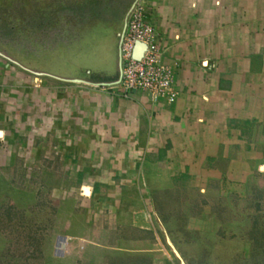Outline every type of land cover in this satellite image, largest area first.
Returning <instances> with one entry per match:
<instances>
[{"label":"crops","instance_id":"crops-1","mask_svg":"<svg viewBox=\"0 0 264 264\" xmlns=\"http://www.w3.org/2000/svg\"><path fill=\"white\" fill-rule=\"evenodd\" d=\"M142 2L157 19L175 101L51 80L37 87L0 58V158L7 148L13 163L26 147L35 163L39 147L56 144L60 177L80 180L85 202L129 231L121 264H167L150 212L155 221L172 210L189 226L207 215V196L253 192L264 177V0Z\"/></svg>","mask_w":264,"mask_h":264},{"label":"rangeland","instance_id":"rangeland-1","mask_svg":"<svg viewBox=\"0 0 264 264\" xmlns=\"http://www.w3.org/2000/svg\"><path fill=\"white\" fill-rule=\"evenodd\" d=\"M133 1L116 3L121 9L111 23L104 12L114 0H0V51L29 67L69 76L80 75L82 66L106 68L112 55L106 39L120 30ZM89 77L103 79L100 74ZM39 148L42 154L35 163L29 162L26 147L12 163L2 147L0 264H121L120 256L130 249L129 231L115 228L108 214H98L91 201L85 202L80 180L60 177L62 164L51 158L56 144ZM259 167L257 173L264 163ZM256 183L253 192L245 188L235 197L215 201L207 196V215L189 226L172 210L155 209V221L150 212L149 221L159 229L158 238L170 256L166 263L179 264L164 245L158 223L190 253L186 264H264V177L259 175ZM113 233L114 244L108 242ZM114 252L115 261L107 258Z\"/></svg>","mask_w":264,"mask_h":264},{"label":"built area","instance_id":"built-area-1","mask_svg":"<svg viewBox=\"0 0 264 264\" xmlns=\"http://www.w3.org/2000/svg\"><path fill=\"white\" fill-rule=\"evenodd\" d=\"M135 42L146 46L139 61L131 59ZM159 43L157 19L146 10L143 2L135 4L128 18L121 46L122 79L120 85L111 89L125 95L132 91H141L148 94L153 102L173 103L176 99L173 75L171 69L161 61ZM36 82L39 87L42 81Z\"/></svg>","mask_w":264,"mask_h":264},{"label":"water","instance_id":"water-1","mask_svg":"<svg viewBox=\"0 0 264 264\" xmlns=\"http://www.w3.org/2000/svg\"><path fill=\"white\" fill-rule=\"evenodd\" d=\"M138 0H134L131 6L128 8L126 13L123 16L122 23L120 30L113 35L111 33V36H109L107 40V46L109 47L111 44L112 46L109 47L108 51L112 50V55H109L111 58L110 61H108V64L105 67H93V66H82L81 67V73L80 75H66L64 73L60 72H52L50 70H44L39 67H29L23 63H21L19 60L7 55L3 51H0V58L5 60L8 64H12L15 67L19 68L20 70L26 72L27 74H30L35 77H43L50 80H54L60 83L65 84H75L80 86H87V87H93V88H100V87H107L112 88L120 85L121 79H122V52H121V46L123 42V38L126 32L127 28V22L128 18L137 3ZM146 49V46L142 43L135 42L134 47L131 54V59L135 61L141 60L143 53ZM79 71V68H78ZM97 75L100 74L103 79L99 80H92L90 79L89 75ZM84 191V190H83ZM159 224L160 230L164 233L166 244L169 246V248L172 250L173 254L177 258L180 264H186V262L183 260V258L180 256L176 248L174 247L173 243L171 242L169 236L164 231L161 223Z\"/></svg>","mask_w":264,"mask_h":264},{"label":"flooded vegetation","instance_id":"flooded-vegetation-1","mask_svg":"<svg viewBox=\"0 0 264 264\" xmlns=\"http://www.w3.org/2000/svg\"><path fill=\"white\" fill-rule=\"evenodd\" d=\"M114 1H115V0H114ZM123 1H124V0H118V1L116 0L115 3H114L115 5L112 4V6H110L109 8L107 7V8H108V9H107L108 11H105V12H104V14H107V15H105L104 18H108V19H109V22H111V23H112V22H113V23L116 22V19H117V12H119V10L121 9V7L119 6V4H121ZM116 2L119 3V4L116 5ZM118 8H119V9H118ZM92 77H93V78H97V76H95V77L92 76ZM97 80H99V79H97Z\"/></svg>","mask_w":264,"mask_h":264},{"label":"clouds","instance_id":"clouds-1","mask_svg":"<svg viewBox=\"0 0 264 264\" xmlns=\"http://www.w3.org/2000/svg\"><path fill=\"white\" fill-rule=\"evenodd\" d=\"M2 136H3V133H0V138H2Z\"/></svg>","mask_w":264,"mask_h":264},{"label":"snow or ice","instance_id":"snow-or-ice-1","mask_svg":"<svg viewBox=\"0 0 264 264\" xmlns=\"http://www.w3.org/2000/svg\"><path fill=\"white\" fill-rule=\"evenodd\" d=\"M85 191L87 192V189H85Z\"/></svg>","mask_w":264,"mask_h":264},{"label":"trees","instance_id":"trees-1","mask_svg":"<svg viewBox=\"0 0 264 264\" xmlns=\"http://www.w3.org/2000/svg\"><path fill=\"white\" fill-rule=\"evenodd\" d=\"M115 1H116V0H115ZM115 1H114V2H115ZM116 3H117V2H116ZM121 4H122V3H121Z\"/></svg>","mask_w":264,"mask_h":264}]
</instances>
